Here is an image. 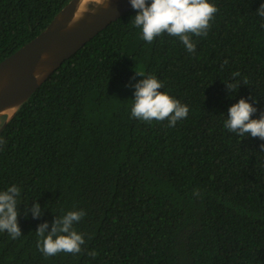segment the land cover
I'll use <instances>...</instances> for the list:
<instances>
[{"label":"trees","instance_id":"obj_1","mask_svg":"<svg viewBox=\"0 0 264 264\" xmlns=\"http://www.w3.org/2000/svg\"><path fill=\"white\" fill-rule=\"evenodd\" d=\"M70 1L0 0V63ZM209 2L218 11L207 36L192 37L194 53L166 33L144 41L132 8L20 107L0 133V191L21 190V236L0 232V264H264V140L224 127L241 98L253 119L264 115V0ZM136 72L188 116L175 126L133 118L146 78ZM81 209L82 252L45 257L37 228Z\"/></svg>","mask_w":264,"mask_h":264},{"label":"clouds","instance_id":"obj_2","mask_svg":"<svg viewBox=\"0 0 264 264\" xmlns=\"http://www.w3.org/2000/svg\"><path fill=\"white\" fill-rule=\"evenodd\" d=\"M130 2L137 13L131 22L134 27L141 29V38L144 41L152 43L156 37L166 33L169 36L178 37L189 53L196 51L192 37L207 36L210 21L218 11L209 0H151V3L148 0H130ZM91 12L95 14L96 8H92ZM258 15L264 17V3L258 9ZM68 27L71 28L72 24ZM41 59H47L46 54L42 55ZM136 73L146 78L135 84L131 107L133 118L145 122L166 120L169 126H175L177 121L188 116V106L168 93L159 91L164 85L154 75ZM41 75L42 73L39 72L35 74L37 77ZM233 76H240V73H233ZM244 83L247 84V79H244ZM238 87V82L228 85L230 91H236ZM256 111L257 109L251 103L241 98L228 109L224 127L239 137L250 134L251 137L264 140V115L253 119V113ZM261 149H264V144L261 145ZM20 191V188L15 185L9 187L7 191H0V232L6 230L13 239L21 236L17 225V197ZM32 211L34 217L39 216L40 206L35 205ZM85 215L82 209L68 211L54 221L51 231L47 234V223L40 225L36 230L39 238L37 248L45 257L55 256L60 252L81 253V246L85 244V240L83 234L75 230L74 222L78 223ZM88 255L94 258L96 252L91 251Z\"/></svg>","mask_w":264,"mask_h":264},{"label":"water","instance_id":"obj_3","mask_svg":"<svg viewBox=\"0 0 264 264\" xmlns=\"http://www.w3.org/2000/svg\"><path fill=\"white\" fill-rule=\"evenodd\" d=\"M92 8H96L95 14ZM131 9L130 0H71L40 35L3 60L0 63V120L4 116L6 120L0 133L52 74ZM44 54L47 59L42 60ZM37 72L42 75L35 76Z\"/></svg>","mask_w":264,"mask_h":264},{"label":"rangeland","instance_id":"obj_4","mask_svg":"<svg viewBox=\"0 0 264 264\" xmlns=\"http://www.w3.org/2000/svg\"><path fill=\"white\" fill-rule=\"evenodd\" d=\"M1 123H2V119L0 120V125H1Z\"/></svg>","mask_w":264,"mask_h":264},{"label":"bare ground","instance_id":"obj_5","mask_svg":"<svg viewBox=\"0 0 264 264\" xmlns=\"http://www.w3.org/2000/svg\"><path fill=\"white\" fill-rule=\"evenodd\" d=\"M87 1H89V0H84V2H87Z\"/></svg>","mask_w":264,"mask_h":264}]
</instances>
